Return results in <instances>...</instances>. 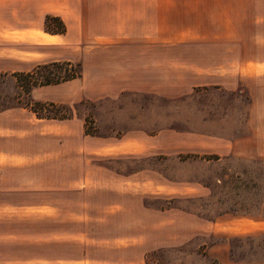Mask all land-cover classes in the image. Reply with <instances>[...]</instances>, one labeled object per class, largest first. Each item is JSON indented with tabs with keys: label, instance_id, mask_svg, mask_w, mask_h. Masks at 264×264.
Instances as JSON below:
<instances>
[{
	"label": "crops",
	"instance_id": "crops-1",
	"mask_svg": "<svg viewBox=\"0 0 264 264\" xmlns=\"http://www.w3.org/2000/svg\"><path fill=\"white\" fill-rule=\"evenodd\" d=\"M187 1L203 2L0 0V71L80 62L79 76L33 86V100L73 107L122 92L175 98L198 87L245 98L225 111L242 116L235 136L169 126L88 133L74 110L57 118L21 105L0 109V264H143L148 250L204 234L213 223L145 201L204 196L207 187L171 183L154 166L126 168L125 161L264 160V32L240 35L232 20L220 25L217 6L205 11L216 15L207 20V6ZM45 14L58 15L64 31H44Z\"/></svg>",
	"mask_w": 264,
	"mask_h": 264
},
{
	"label": "rangeland",
	"instance_id": "rangeland-1",
	"mask_svg": "<svg viewBox=\"0 0 264 264\" xmlns=\"http://www.w3.org/2000/svg\"><path fill=\"white\" fill-rule=\"evenodd\" d=\"M184 4L188 8L199 4L207 6L201 15L207 20L216 16L210 9L217 6L220 25L222 19L228 18L240 35L253 37L264 32V0H203L202 3L187 1ZM186 15L194 17V12ZM204 25H210V22ZM12 80L9 75L1 76L0 108L17 103L13 99ZM25 98L22 95L20 100L24 102ZM243 103L245 98H236L230 92L198 87L175 98L122 92L113 98L81 99L72 111L82 115L85 127L94 132L120 133L129 127L151 132L169 126L213 130L235 136L241 132L242 116L225 111L232 104ZM64 110L59 109L60 112ZM182 158H187L186 162H180ZM124 163L126 168L154 166L171 183L198 182L207 187L204 196L181 195L168 200L145 201L152 206L168 204L213 223L204 234L176 245L148 250L143 264H264V160L224 156L217 161H205L190 155L172 154L160 159H136ZM218 242V248L211 246ZM220 254H225L221 260L216 257Z\"/></svg>",
	"mask_w": 264,
	"mask_h": 264
},
{
	"label": "trees",
	"instance_id": "trees-1",
	"mask_svg": "<svg viewBox=\"0 0 264 264\" xmlns=\"http://www.w3.org/2000/svg\"><path fill=\"white\" fill-rule=\"evenodd\" d=\"M64 29V22L58 15H44V31L51 33H61L64 31ZM80 73L81 66L79 61L52 60L35 63L29 70L26 71H0V79L3 75H9L13 79V99L17 102L15 105L26 106L30 108L37 116L64 118L70 116L72 109L75 108V104L72 107L63 103H54L52 101L33 100L29 96V91L35 85L56 83L79 76ZM22 95L26 96L24 102L20 100ZM79 102H81V100ZM5 107H9V105L4 106L3 108ZM60 108H64L65 110L60 112ZM41 109L44 111L40 112ZM84 131L88 133H94V130L87 129L85 124Z\"/></svg>",
	"mask_w": 264,
	"mask_h": 264
}]
</instances>
